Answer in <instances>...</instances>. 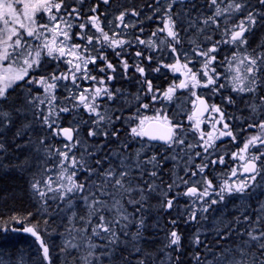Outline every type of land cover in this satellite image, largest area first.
Masks as SVG:
<instances>
[{"label":"snow or ice","instance_id":"1","mask_svg":"<svg viewBox=\"0 0 264 264\" xmlns=\"http://www.w3.org/2000/svg\"><path fill=\"white\" fill-rule=\"evenodd\" d=\"M114 2L0 0V152L14 129L33 157L20 166L35 162L33 193L65 221L61 251L76 264H180V216L200 225L193 243L211 253L197 252L196 264H264V200H250L264 191V41H249L264 28V0H145L120 11ZM165 69L179 79L160 87L149 73ZM134 74V93L114 83ZM231 93L247 118L227 111ZM237 128L249 134L217 183L212 170L228 164L217 141L238 142ZM153 200L165 213L182 208L163 259L142 246ZM205 222L213 245L201 240ZM23 231L51 264L36 226Z\"/></svg>","mask_w":264,"mask_h":264},{"label":"trees","instance_id":"2","mask_svg":"<svg viewBox=\"0 0 264 264\" xmlns=\"http://www.w3.org/2000/svg\"><path fill=\"white\" fill-rule=\"evenodd\" d=\"M144 2L145 0H115L112 8L115 11H120L125 7L142 6ZM103 8L104 6L101 5L102 10ZM147 34L148 30L145 32V35ZM109 57L114 62L116 61V57L111 55L110 50ZM131 61L132 57H129V62ZM151 76H153L152 72L149 73V78H151ZM135 78L136 74L133 75L132 81L121 80L114 83L117 87L123 86L129 92H132L130 88L135 86ZM151 79H153L156 85L163 87L161 82L157 83L156 79L153 77ZM155 107L156 106L151 107L144 114L151 116ZM14 131V129L12 131H4L6 151L0 152V156L4 159L0 160V165H3L0 167V264H48L43 260L42 251L33 239L11 232H2L4 228L9 230L19 224L36 226L44 237L45 242H47L52 249V255L54 256L50 259L51 264H76L78 257L69 256L66 252L64 255L61 251L66 239L65 221H61L56 217L55 220H53L52 214L43 209L38 197L33 193L31 187L34 177L33 174H37L35 162L33 161L29 169L28 167L22 168L20 166L26 158L28 160H33V157L23 142L13 141ZM218 167L213 169L211 173L215 174ZM152 203L155 206L157 202L153 200ZM180 211H182V208L178 207L176 211L165 213L162 210L158 211L157 207H155V213L150 212L148 218L150 227L145 233V240L142 245L147 252H151L153 256L158 255L160 259H163V253L158 250L164 243L165 233L170 227L168 220L176 218L177 213ZM221 215L231 216V214L223 213H221ZM12 217H17L22 222L17 223ZM157 223H159L160 228L157 229L152 227ZM208 227V223L205 222L204 228L201 229V240L206 241L209 245H213L215 242V235L213 231L207 230ZM198 228H200V225L195 223L186 224L184 222V217H179L177 221V231L181 234L183 245L181 250L182 254L180 255V264H196L194 255L197 252L211 259L210 252L206 251L204 247L198 248L193 243ZM123 254L126 256L127 252ZM132 264H138V262L132 260Z\"/></svg>","mask_w":264,"mask_h":264},{"label":"bare ground","instance_id":"3","mask_svg":"<svg viewBox=\"0 0 264 264\" xmlns=\"http://www.w3.org/2000/svg\"><path fill=\"white\" fill-rule=\"evenodd\" d=\"M152 74H153V76H151V78L152 77L155 78L157 83L161 82L163 87H167V85L170 83V77H169L168 74H163V73H159L158 74V73H154V72H152ZM137 87H138V85L135 84V86L133 88H130V89H131L132 92H135ZM236 100H237V103L235 105L230 106V113L233 114V115H236L238 117L243 115L245 118H247L249 113H248V110L245 108L244 103L241 101V98L240 97H236ZM168 111L170 113L171 110L168 108ZM232 123L238 125L240 123V121L237 120V121H233ZM236 130L238 132V142L233 143L228 138H224V140L217 141V143L220 145V153H232V152L238 151V149L240 147H242V143L247 138L249 133L240 131L239 128H237ZM157 146L159 147V145H157ZM25 150H27V149H25ZM237 163L238 162H236V161H230V162H228L227 166H219L217 171L215 172V174L211 173V178L215 182L218 183L221 178H224V176H226V174L229 171V168L233 164H237ZM33 175H34V177H37L36 173H34ZM34 177H33V179H34ZM215 178H216V180H215ZM263 198H264V195H262V197H260V196H257V194L255 193V194H253L251 196L250 200H251V203L253 205H255L258 200H263ZM181 203L183 204V201ZM221 207H223V206H221ZM151 212L155 213V206L153 207V209H151ZM232 213H233V208H232L231 204L227 208H224V210H223V214H231L232 215ZM56 218L61 220V218L59 216H57ZM61 221H63V220H61ZM29 226H32V225L19 224L16 227H12V228H10L7 231L3 230L2 232H4V233L5 232H9L10 233L11 232V233H14V234H19V235H22V236L29 237V238L33 239L36 242L37 246L40 248V245L38 244V241L36 240V238H34L31 235H27V234L22 233L23 228L24 227H29ZM12 229H16V230L12 231ZM37 231L41 235V238L44 240V237L42 236L40 231L38 229H37ZM49 254H50V251H49Z\"/></svg>","mask_w":264,"mask_h":264},{"label":"rangeland","instance_id":"4","mask_svg":"<svg viewBox=\"0 0 264 264\" xmlns=\"http://www.w3.org/2000/svg\"><path fill=\"white\" fill-rule=\"evenodd\" d=\"M41 15H42V14H39V13H38V14H37V18H38V19L41 18ZM162 73H163V74H168L169 77L172 78V81H173V80H177V79H179V74H178V73L174 75L173 73H171V72L168 71L167 69L163 70ZM205 93H207V91H205ZM224 94H225V95H228L229 93L226 91ZM184 95L186 96L187 93H185ZM231 95L236 96V97H239V96H237L236 93H231ZM216 98H217V97H211V96H208V99H209L210 102L215 101V102H217V103H220V101H219V100H216ZM221 106H223V104H222ZM189 107H190V105H188L187 108H189ZM187 108H186V111H187ZM172 113H173V112L170 111V114H172ZM202 127H203L206 131H207V130H210V126H209L208 123L203 124ZM221 154H226V156H228V158H229V153H221ZM0 160H4L2 156H0ZM28 169H29V167H28ZM255 193L257 194V196H260V197H262V195H264V191H261V190H257V192H255ZM255 193H254V194H255ZM175 211H176V210H175ZM46 243H47V242H46ZM47 245L49 246L50 259H51V258H53L52 256H54V255H52V249H51L50 245H49L48 243H47ZM54 253H56V252H54ZM63 253H64V255L66 254L65 252H63ZM64 258H65V257H64Z\"/></svg>","mask_w":264,"mask_h":264},{"label":"flooded vegetation","instance_id":"5","mask_svg":"<svg viewBox=\"0 0 264 264\" xmlns=\"http://www.w3.org/2000/svg\"><path fill=\"white\" fill-rule=\"evenodd\" d=\"M250 43L255 47L257 43L264 41V28L257 29V34L255 37H249ZM230 113V110H227Z\"/></svg>","mask_w":264,"mask_h":264},{"label":"water","instance_id":"6","mask_svg":"<svg viewBox=\"0 0 264 264\" xmlns=\"http://www.w3.org/2000/svg\"><path fill=\"white\" fill-rule=\"evenodd\" d=\"M22 233H24V234H27V235H31L30 233H27V232H24V231H22ZM32 236V235H31ZM34 237V236H33ZM35 238V237H34ZM38 244H39V242H38Z\"/></svg>","mask_w":264,"mask_h":264}]
</instances>
